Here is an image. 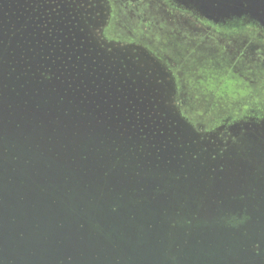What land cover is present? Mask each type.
Segmentation results:
<instances>
[{
  "label": "rangeland",
  "instance_id": "374dc122",
  "mask_svg": "<svg viewBox=\"0 0 264 264\" xmlns=\"http://www.w3.org/2000/svg\"><path fill=\"white\" fill-rule=\"evenodd\" d=\"M263 2L259 0L258 5L262 7ZM7 3L11 16L16 9L25 11L23 0ZM39 3L42 11L52 8L53 17L63 14L73 19L61 29H70V35L78 37L84 56L121 71L122 83L128 87L124 95L129 91L140 101H150L152 116L164 120L171 136L165 145L177 154L173 156L177 169L171 171L175 183L169 193L149 200L154 203L162 198L166 202L160 204L162 213L155 211V218L164 216L152 229L155 242L165 246L171 264L215 257L226 264H257L259 259V264H264V10L252 15L249 5L242 2L239 7L244 11L236 12L238 5L232 0ZM55 22L50 21L51 25ZM24 25L29 30L31 21ZM66 99L72 103L77 98L60 97ZM3 102L0 100L1 124L7 108ZM72 109L77 117L87 116L75 102ZM66 118L51 121L58 138H52L48 128H30L24 136L28 143L11 147H25L19 150L27 152L33 151L34 144L55 152L62 165L78 169L75 152L79 144L73 138L77 132L67 130L70 124ZM31 121L45 125L35 118ZM90 125L83 126L89 136L93 132ZM113 143L118 162L124 156L129 161L139 159L132 146L123 152L116 141ZM68 149L72 154L68 155ZM8 151L15 152L13 148H6ZM189 177L192 179L181 184ZM200 218L208 225L202 236L193 238ZM187 247L190 251L185 256Z\"/></svg>",
  "mask_w": 264,
  "mask_h": 264
},
{
  "label": "water",
  "instance_id": "95a60500",
  "mask_svg": "<svg viewBox=\"0 0 264 264\" xmlns=\"http://www.w3.org/2000/svg\"><path fill=\"white\" fill-rule=\"evenodd\" d=\"M242 2L249 5L248 12L252 15L258 9L264 10V2L260 7L259 0H232L238 5L234 11H244L239 7ZM7 68L0 59V100L5 101L8 110L3 111L6 117L0 123V264H171L165 246L155 242L156 231L152 229L159 226L158 221L164 216L155 218V211L162 213L164 208L160 204L166 202L157 198L153 203L149 198L171 191L175 183L171 171L177 169L173 156L177 154L166 149L144 158L136 151L139 169L134 159L129 161L124 156L118 162L113 141L126 152L128 145L134 146L129 140L134 132L129 127L112 126L108 117L112 118L113 112L101 116L92 104L81 105L79 98L72 99V103L68 99L61 101L60 97L72 96L54 91L59 88L56 83L45 81L38 86L30 78L7 77ZM73 102L82 107L80 111L86 117L73 114ZM101 107L103 113L107 107L102 103ZM61 116L67 117L70 124L67 130L77 132L73 138L79 144L75 152L80 161L78 169L73 171L62 165L55 152L38 149L29 139L33 151L11 147L25 146L24 136H28L30 128L40 131L48 128L52 138H58L51 121ZM31 118L45 125L31 123ZM90 124L93 132L89 136L83 132V126ZM6 148L15 152L6 153ZM190 177L183 178L181 184ZM91 198L96 200L92 202ZM207 225L200 218L191 237L202 236ZM189 251L185 248L184 255ZM218 259L203 258L199 263L190 259L188 263L226 264ZM185 260L181 264H186Z\"/></svg>",
  "mask_w": 264,
  "mask_h": 264
},
{
  "label": "trees",
  "instance_id": "16d2710c",
  "mask_svg": "<svg viewBox=\"0 0 264 264\" xmlns=\"http://www.w3.org/2000/svg\"><path fill=\"white\" fill-rule=\"evenodd\" d=\"M7 5V0H0V59L8 65L7 77L30 78L38 86L45 81L56 83L59 88L54 91L60 95H74L83 106L92 104L101 116L113 112L112 118L108 117L112 126L129 127L134 132L129 140L144 158L155 153L159 155L168 149L163 139V129L160 126L153 128L160 116L153 118L150 101H140L137 95L128 94L129 91L124 95L128 87L122 83L125 80L121 72L108 69L81 53L74 57L68 50L70 42L55 39V35L52 39H46L36 21H31L28 30L24 25L27 21H21L18 9L13 12L15 21H11ZM101 103L107 107L103 113ZM161 159L159 156L157 160ZM167 163L170 164V161Z\"/></svg>",
  "mask_w": 264,
  "mask_h": 264
},
{
  "label": "flooded vegetation",
  "instance_id": "af4514ba",
  "mask_svg": "<svg viewBox=\"0 0 264 264\" xmlns=\"http://www.w3.org/2000/svg\"><path fill=\"white\" fill-rule=\"evenodd\" d=\"M23 1H24L23 8H25V11L24 12L20 11L21 21H36L38 24V28L41 29L42 34L44 35V37H46V39H52L54 35H55V39L57 38L65 39L71 43V47L70 49H68L69 53L71 52L70 54L76 57L78 56L77 54L81 53V55L84 56L83 54L84 50L82 47H80V44L78 43L79 41L78 37H74V34L70 35V33L72 32V30L70 29H69L70 32L61 29V27H64L65 23L67 22H69V24H72L71 22L74 21L73 19L68 20L67 17L63 16V14H61L59 18L57 17L58 19L56 17H53L52 8H45V11H42V9L38 8L39 6H41V4L39 3L41 2V0H23ZM46 10H49V12H47ZM10 19L11 21H15L13 14ZM50 21H57V22L51 25ZM69 24L66 25H68L69 27L70 26ZM73 26L75 27V25ZM155 115H153L154 118ZM161 119H162L161 117H158L157 120H155L156 122L153 125V128L155 129V126H160V128H162L164 131L163 139L166 140L167 144H169V138H171V136H168V134L166 133L168 128H166L164 124V120ZM147 123L149 122L147 121Z\"/></svg>",
  "mask_w": 264,
  "mask_h": 264
}]
</instances>
